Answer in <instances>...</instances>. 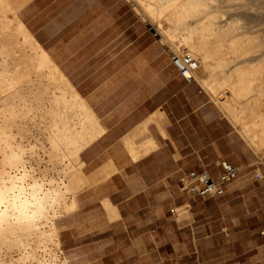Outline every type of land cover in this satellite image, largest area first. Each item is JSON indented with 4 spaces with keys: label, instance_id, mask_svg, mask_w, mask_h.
<instances>
[{
    "label": "crops",
    "instance_id": "obj_1",
    "mask_svg": "<svg viewBox=\"0 0 264 264\" xmlns=\"http://www.w3.org/2000/svg\"><path fill=\"white\" fill-rule=\"evenodd\" d=\"M17 18L56 70L48 98L64 96L59 109L66 121L84 129L77 207L65 217L114 236L134 226L141 241L169 225L191 226L194 233L201 218L203 226H218L212 234L224 241L244 248L255 242L264 264V226L257 221L253 233L240 230L247 225L241 217L264 210V176L242 170L238 184L214 197L184 188L190 170L217 177L221 160L242 167L247 150L212 78L198 72L189 81L172 63L177 50L165 39L181 27L162 35L161 25L144 20L130 0H27ZM178 209L188 215L180 217ZM231 210L248 213L228 218Z\"/></svg>",
    "mask_w": 264,
    "mask_h": 264
},
{
    "label": "bare ground",
    "instance_id": "obj_2",
    "mask_svg": "<svg viewBox=\"0 0 264 264\" xmlns=\"http://www.w3.org/2000/svg\"><path fill=\"white\" fill-rule=\"evenodd\" d=\"M26 1L0 0V264H67L61 257L57 220L77 207L76 192L82 183L77 155L85 143L84 129L70 127L74 123L66 121L59 109L64 96L48 98V81L56 78V70L17 18ZM189 4L176 9L164 5L158 15L167 13L175 22L184 23L205 6L201 0ZM151 6L147 15H153ZM213 19L186 30L180 41L200 54L198 72L262 50L261 42L248 49L230 42L229 56H219L224 42L209 41L220 31ZM233 28L222 31L228 34ZM258 62L228 74L217 100L233 119L241 121L244 136L260 150L264 148V58ZM247 109L248 116L241 119ZM41 137L49 146H42ZM41 150L44 158L39 156Z\"/></svg>",
    "mask_w": 264,
    "mask_h": 264
},
{
    "label": "rangeland",
    "instance_id": "obj_3",
    "mask_svg": "<svg viewBox=\"0 0 264 264\" xmlns=\"http://www.w3.org/2000/svg\"><path fill=\"white\" fill-rule=\"evenodd\" d=\"M130 2L134 6L136 12L144 20L150 22L156 28L157 25H161V29L158 31L162 35H164L166 29L171 30V26L176 25L177 27H181L182 30H179V34H168L167 37L169 39H165V41L177 51H188L192 53L197 58L198 62H200L201 59L200 54L193 52L183 41V44L180 42L181 32L183 36L186 30L205 22L211 16H214V27L220 31L218 35L210 36L209 41L213 42L216 39H220V41L224 42V45L218 49L219 56L225 58L229 56L227 44L230 42H235L234 46L237 48L244 47L245 49L254 47L260 42L263 43L261 51L254 50L238 59H227V61L225 60L226 62L218 65L214 69H211V67L214 66L210 65V69L206 71V73L212 78L216 88V94H222L224 92L225 84L222 80L228 74L241 66H255L259 63L258 61H261V58H264V0H201L205 5L202 10L203 12L193 19H189L185 22L183 21L184 23L175 22L174 18L169 17L167 13L160 17L158 11L167 4H171V7L176 9L181 5L183 7L191 6V4H189L190 2L199 3L200 0H130ZM149 4H152L150 10L151 13L153 12V15H147L146 13ZM228 26H233V31L224 34L222 29ZM183 27L187 29H184ZM210 62L214 63L213 61ZM198 71H200L199 67L195 72V77L198 76ZM213 99L216 101L215 97H213ZM249 110L250 109H247L240 118L243 119L245 116H248ZM230 119L238 129L240 138L242 137L240 140V146L242 148L245 146L247 152L244 165L242 167L234 165L238 169L237 177L226 183L225 186L231 183L238 184L237 178L239 177L240 172L246 169L253 170L258 179H261L264 176V148L258 150L255 144L248 141L244 136L245 130L241 131L239 127L238 122L241 121L235 120V118L233 119L232 117ZM34 135H36L35 138L37 139L38 130H34ZM35 138H33V140H35ZM40 142L42 143V146L49 144L44 137H41ZM240 154H242V149ZM39 156L42 158L45 157L42 150L39 152ZM243 158L244 157H242V159ZM44 164H46V159L42 160V165ZM217 165L219 166V164ZM257 206H259V204H257ZM176 213L180 217L188 215L183 210L179 209L176 210ZM207 213L212 214L215 217L221 215L220 211L205 210L203 212V214ZM244 213L248 212H246V210H231L228 212L227 217L236 218ZM256 213H259L258 216L249 215L247 217H241L243 219L247 218V223L242 222L243 224H247L240 229L242 232L247 231V233H253V228L257 221L264 226V210L257 211ZM78 221H81V219L68 218L65 217V215L57 220L61 257L66 260L67 264L260 263L259 259H257L258 251L257 248H255L257 245L255 242L246 243V248H244V244L224 241L222 238L223 234H212V231L217 230L219 227L215 226L213 228L210 226H203V219L201 218L198 229L195 230L194 233H192L191 226H184L180 231L179 227L176 225H169L165 227V231H160V235H155L153 232L150 241H141L140 238H144L142 237L143 235L138 236L139 239L137 240L134 239L136 235L134 234V226L128 227L127 232H123V230H121L122 228H120L119 235L114 236L110 231L100 233L99 231L104 229L102 226H83L79 225L77 223ZM174 229V233H177L175 235L171 234V230ZM178 232H180V234ZM164 237L170 239V241H163ZM101 238L104 239L100 240ZM245 250H247V252H245Z\"/></svg>",
    "mask_w": 264,
    "mask_h": 264
},
{
    "label": "built area",
    "instance_id": "obj_4",
    "mask_svg": "<svg viewBox=\"0 0 264 264\" xmlns=\"http://www.w3.org/2000/svg\"><path fill=\"white\" fill-rule=\"evenodd\" d=\"M171 61L187 80L190 81L194 78L198 60L192 53L175 51L171 56ZM219 167L221 171L217 177H213L205 170H190L186 175L184 188L195 197H214L223 194L225 184L237 177L238 169L227 160L220 161Z\"/></svg>",
    "mask_w": 264,
    "mask_h": 264
}]
</instances>
